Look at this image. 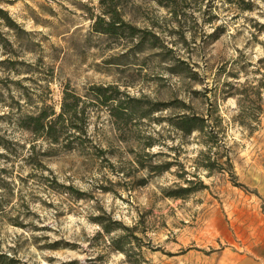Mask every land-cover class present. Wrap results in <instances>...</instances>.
I'll use <instances>...</instances> for the list:
<instances>
[{
	"label": "rangeland",
	"instance_id": "374dc122",
	"mask_svg": "<svg viewBox=\"0 0 264 264\" xmlns=\"http://www.w3.org/2000/svg\"><path fill=\"white\" fill-rule=\"evenodd\" d=\"M113 1L0 0V264L264 263V0Z\"/></svg>",
	"mask_w": 264,
	"mask_h": 264
},
{
	"label": "trees",
	"instance_id": "16d2710c",
	"mask_svg": "<svg viewBox=\"0 0 264 264\" xmlns=\"http://www.w3.org/2000/svg\"><path fill=\"white\" fill-rule=\"evenodd\" d=\"M100 3L103 7L101 15H99L93 23V28L96 31L108 34H116L119 32H123L125 30V27H127L128 34L132 35L135 30H137L136 27L123 21L115 7V2L113 0H110V3L107 5H105V0H100ZM0 17L3 19L5 18L6 24L10 25L11 20L9 19V17L5 16V10L2 8H0ZM117 22H119V24H117ZM144 37L145 34L143 33L141 35V38ZM95 88V90H97V93L99 94V97L101 98V103H106L107 100L112 98L111 94L106 93L108 87L106 88L97 86ZM77 100V95H74L71 92L63 89L60 110L58 112H56L54 108L49 105L48 109L41 108L38 112L25 114L20 118L19 124L25 128L31 129L33 132H37L40 130L44 132L45 136H47L50 141L55 142L58 139V126L61 127L66 119L71 122L70 124L73 127H77V125H73L74 123H72L73 118L77 116ZM121 105L122 103L121 101H119L116 106L117 111H115L113 115L120 114L118 110L121 111V109H123L121 108ZM136 108L137 107H134L132 105V107L129 108L128 113L134 112ZM261 108V103L258 102V105L255 107L254 113L252 115L254 118H257V114L260 112ZM198 120L199 119L197 117L183 113L174 116V118L172 119V124L179 130L185 133H190L194 129H202L200 125L201 123H199Z\"/></svg>",
	"mask_w": 264,
	"mask_h": 264
},
{
	"label": "crops",
	"instance_id": "0c3cea01",
	"mask_svg": "<svg viewBox=\"0 0 264 264\" xmlns=\"http://www.w3.org/2000/svg\"><path fill=\"white\" fill-rule=\"evenodd\" d=\"M231 264H264L263 261L259 258H254L250 256H240L235 258Z\"/></svg>",
	"mask_w": 264,
	"mask_h": 264
}]
</instances>
